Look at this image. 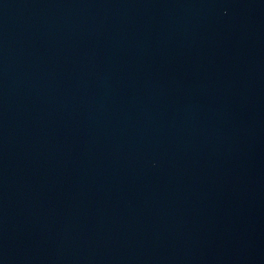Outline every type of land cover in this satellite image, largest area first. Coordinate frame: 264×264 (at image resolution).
Returning <instances> with one entry per match:
<instances>
[{
	"label": "water",
	"instance_id": "water-1",
	"mask_svg": "<svg viewBox=\"0 0 264 264\" xmlns=\"http://www.w3.org/2000/svg\"><path fill=\"white\" fill-rule=\"evenodd\" d=\"M0 264H264V0H0Z\"/></svg>",
	"mask_w": 264,
	"mask_h": 264
}]
</instances>
